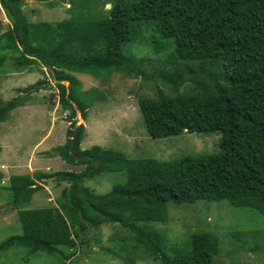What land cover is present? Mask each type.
<instances>
[{
    "label": "trees",
    "instance_id": "obj_1",
    "mask_svg": "<svg viewBox=\"0 0 264 264\" xmlns=\"http://www.w3.org/2000/svg\"><path fill=\"white\" fill-rule=\"evenodd\" d=\"M89 3L78 0L69 18L30 21L22 13L23 0H0L8 21L0 31V67L10 55L13 66H36L44 74L0 103V122L32 92L50 88L51 80L69 121L63 143L53 152L82 167L9 175L8 195L20 232L1 240L0 251L19 247L25 259L44 253L77 264L73 252L63 249L74 247L84 232L115 224L125 233L118 239L132 243L130 250L121 245L130 254L127 264L139 256L160 264H213L214 235L193 232L170 255L153 223L167 219V204L199 200H226L264 215V0H115L97 17L89 14ZM146 27L151 32L145 39L169 67L146 70L143 58L124 51L144 39ZM117 71L132 79H157L168 90L137 98L150 137L216 131L217 151L158 161L99 145L81 148L84 128L74 127V114L78 110L85 119L89 103L72 72L101 78ZM186 84L194 90L180 91ZM119 171L124 180L104 193L83 184L101 172ZM46 178L67 184L60 192L63 203L26 207ZM99 252L114 254L109 248Z\"/></svg>",
    "mask_w": 264,
    "mask_h": 264
},
{
    "label": "rangeland",
    "instance_id": "obj_2",
    "mask_svg": "<svg viewBox=\"0 0 264 264\" xmlns=\"http://www.w3.org/2000/svg\"><path fill=\"white\" fill-rule=\"evenodd\" d=\"M115 0H89L88 12L99 16L108 11ZM78 0H23L22 13L30 21H58L69 18L70 10ZM74 6V7H73ZM84 12L87 10L83 9ZM8 21L0 10V31ZM151 29H143L144 39ZM126 45L124 51L143 58L146 70L169 67L163 53H154L145 39ZM12 56L0 67V103L18 94L22 88L44 74L36 66L16 67L11 64ZM45 72V67H40ZM80 82V90L89 103L86 118L82 119L76 110L75 124H83L84 134L81 148L99 145L123 153L129 158H153L166 161L183 155H197L217 151L219 133L181 132L159 138L150 137L144 127L138 110L137 98L150 97L159 91L168 90L154 78L132 79L121 72H112L106 77H95L88 73L72 72ZM45 77L49 79L48 75ZM50 88L32 92L22 104L12 109L0 122V241L8 235L20 232L15 209L10 205L8 177L11 174L51 172L55 170L78 171L82 167L70 165L54 154L53 148L62 144L68 127V112L58 103L57 89L53 82ZM66 84L65 81H62ZM182 92L194 90L188 84L179 87ZM23 92H20L22 94ZM124 180V171L101 172L83 184L94 193H104L114 183ZM65 182L58 184L46 178L40 189L31 196L26 207H59L64 198L61 189ZM167 219L153 223L161 234L166 251L172 255L176 248L183 246L189 234L207 231L217 239L218 250L213 264H264V215L246 208L234 207L226 200L184 203L178 206L166 205ZM125 233L115 224H103L76 238L74 247L64 248L65 253L73 252L71 258L77 264H127L124 258L130 254L121 249L126 245L130 250L131 241H121ZM99 242L94 243V237ZM92 251H89V249ZM109 248L113 255L99 252ZM0 264H70V260L58 261L44 253L27 256L23 248L0 251ZM132 264H160L151 256H139Z\"/></svg>",
    "mask_w": 264,
    "mask_h": 264
},
{
    "label": "water",
    "instance_id": "obj_3",
    "mask_svg": "<svg viewBox=\"0 0 264 264\" xmlns=\"http://www.w3.org/2000/svg\"><path fill=\"white\" fill-rule=\"evenodd\" d=\"M76 126V124H74V127Z\"/></svg>",
    "mask_w": 264,
    "mask_h": 264
},
{
    "label": "crops",
    "instance_id": "obj_4",
    "mask_svg": "<svg viewBox=\"0 0 264 264\" xmlns=\"http://www.w3.org/2000/svg\"><path fill=\"white\" fill-rule=\"evenodd\" d=\"M59 145V144H58Z\"/></svg>",
    "mask_w": 264,
    "mask_h": 264
}]
</instances>
